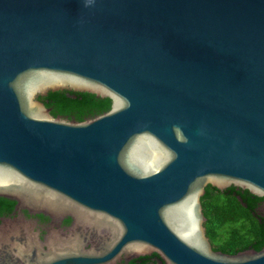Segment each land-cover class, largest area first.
Returning a JSON list of instances; mask_svg holds the SVG:
<instances>
[{
    "label": "water",
    "instance_id": "water-1",
    "mask_svg": "<svg viewBox=\"0 0 264 264\" xmlns=\"http://www.w3.org/2000/svg\"><path fill=\"white\" fill-rule=\"evenodd\" d=\"M206 187L264 211V0H0V264H264L211 247Z\"/></svg>",
    "mask_w": 264,
    "mask_h": 264
},
{
    "label": "trees",
    "instance_id": "trees-1",
    "mask_svg": "<svg viewBox=\"0 0 264 264\" xmlns=\"http://www.w3.org/2000/svg\"><path fill=\"white\" fill-rule=\"evenodd\" d=\"M43 100L53 115L61 114L77 120L107 108L101 97L86 91L59 88L48 90L43 95ZM253 204L254 202L223 194L214 188H205L201 196V208L205 217L203 225L212 246L225 251L264 246V222H259L251 212ZM222 227L226 228L227 236L215 243L213 239Z\"/></svg>",
    "mask_w": 264,
    "mask_h": 264
},
{
    "label": "flooded vegetation",
    "instance_id": "flooded-vegetation-1",
    "mask_svg": "<svg viewBox=\"0 0 264 264\" xmlns=\"http://www.w3.org/2000/svg\"><path fill=\"white\" fill-rule=\"evenodd\" d=\"M245 204V203H243ZM251 212H253L257 218V220L261 223L264 222V211L258 206L256 205L255 203L253 204L252 206V209H251ZM210 242V241H209ZM211 247L213 249H218V250H221L223 252H230V251H225L219 247H214L212 246V244L210 243ZM261 247H264V246H261ZM245 248H252V249H259V248H254V247H251V246H248V247H245ZM241 249H244V248H241ZM240 250V249H238ZM237 251V250H236ZM154 252H151L149 254H144V255H138V256H135V257H131L129 258L128 260H126V263L125 264H163L161 262V260L157 257V255L153 254Z\"/></svg>",
    "mask_w": 264,
    "mask_h": 264
},
{
    "label": "rangeland",
    "instance_id": "rangeland-1",
    "mask_svg": "<svg viewBox=\"0 0 264 264\" xmlns=\"http://www.w3.org/2000/svg\"><path fill=\"white\" fill-rule=\"evenodd\" d=\"M216 237H214L213 241L216 243L217 241H222L223 238L227 236L226 228H220L217 233Z\"/></svg>",
    "mask_w": 264,
    "mask_h": 264
},
{
    "label": "clouds",
    "instance_id": "clouds-1",
    "mask_svg": "<svg viewBox=\"0 0 264 264\" xmlns=\"http://www.w3.org/2000/svg\"><path fill=\"white\" fill-rule=\"evenodd\" d=\"M177 131H179V130L177 129Z\"/></svg>",
    "mask_w": 264,
    "mask_h": 264
}]
</instances>
